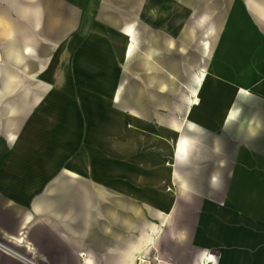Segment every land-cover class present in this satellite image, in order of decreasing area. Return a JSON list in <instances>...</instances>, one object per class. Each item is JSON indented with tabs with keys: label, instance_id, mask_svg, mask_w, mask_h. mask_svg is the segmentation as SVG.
<instances>
[{
	"label": "crops",
	"instance_id": "crops-1",
	"mask_svg": "<svg viewBox=\"0 0 264 264\" xmlns=\"http://www.w3.org/2000/svg\"><path fill=\"white\" fill-rule=\"evenodd\" d=\"M173 1L0 0V264H264V0Z\"/></svg>",
	"mask_w": 264,
	"mask_h": 264
},
{
	"label": "rangeland",
	"instance_id": "rangeland-1",
	"mask_svg": "<svg viewBox=\"0 0 264 264\" xmlns=\"http://www.w3.org/2000/svg\"><path fill=\"white\" fill-rule=\"evenodd\" d=\"M182 2H183V0H181ZM185 2H186V4L188 5V3H187V1L186 0H184ZM223 1V4H225V2L226 1H229V0H222ZM207 3H209V2H211V0H207L206 1ZM171 5H172V7L173 8H175V10H179V9H182V8H180V7H182L181 5H179V4H176L175 3V1H173V0H171ZM225 9H224V12L226 11V7L224 6V5H222ZM187 12H186V14H187V17L188 18H193L194 17V13L193 12H191L189 9H187L186 10ZM215 12V13H214ZM205 13H207V14H205V15H203L204 16V18H207V20H206V22L205 23H207L208 24V26H205V24H203L204 25V27H206V28H209L211 25H212V23H211V18L213 17V16H216V14H217V12L214 10L213 12L211 11V13H213V16H208L207 17V15H208V13H210V11L208 12V11H205ZM169 15H172V14H170L169 12H168V10H163V12H161V13H155V19L156 20H163V19H167V17L169 16ZM212 15V14H211ZM170 17H173V16H170ZM179 18H181V16L179 17ZM179 18H177V19H179ZM222 18H223V15H222V17L221 18H219V22H221V20H222ZM176 19V18H175ZM204 23V22H203ZM201 27L203 28V26H198V27H196V28H193V33H195V31H197V30H199V29H201ZM199 28V29H198ZM205 28V29H206ZM217 33V31L216 30H213L212 32H211V34L214 36L215 34ZM183 45V47L182 48H187L188 46H185L186 44H182ZM187 49H189V50H191L192 49V46H189Z\"/></svg>",
	"mask_w": 264,
	"mask_h": 264
},
{
	"label": "bare ground",
	"instance_id": "bare-ground-1",
	"mask_svg": "<svg viewBox=\"0 0 264 264\" xmlns=\"http://www.w3.org/2000/svg\"><path fill=\"white\" fill-rule=\"evenodd\" d=\"M204 76V74H202L200 77H199V79H198V81L199 80H201V77H203ZM200 82V81H199ZM242 90V89H241ZM249 93V92H248ZM195 95V94H194ZM239 96H240V94H238ZM243 95V94H242ZM241 95V96H242ZM197 96V95H196ZM240 96V97H241ZM244 97H246V96H244ZM193 103L195 104V105H197L198 104V98L197 97H195L194 99H193ZM231 111V110H230ZM224 112V111H223ZM233 112V111H232ZM225 113V112H224ZM237 113V112H236ZM235 113V114H236ZM230 115H232V114H230ZM229 117V116H228ZM230 120V119H229ZM195 121V120H194ZM193 123V122H192ZM227 123V122H226ZM184 142H185V140L184 139H182L181 140V142H180V144H179V148H178V151H179V153H181L182 152V150L184 149ZM153 246V245H152Z\"/></svg>",
	"mask_w": 264,
	"mask_h": 264
},
{
	"label": "built area",
	"instance_id": "built-area-1",
	"mask_svg": "<svg viewBox=\"0 0 264 264\" xmlns=\"http://www.w3.org/2000/svg\"><path fill=\"white\" fill-rule=\"evenodd\" d=\"M30 263H31V262H30ZM138 263H139V264H146V260L143 259L141 256H139V257H138ZM147 264H149V263H147Z\"/></svg>",
	"mask_w": 264,
	"mask_h": 264
}]
</instances>
